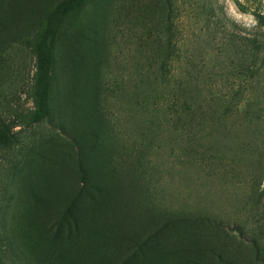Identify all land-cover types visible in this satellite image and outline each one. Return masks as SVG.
<instances>
[{"label":"rangeland","instance_id":"374dc122","mask_svg":"<svg viewBox=\"0 0 264 264\" xmlns=\"http://www.w3.org/2000/svg\"><path fill=\"white\" fill-rule=\"evenodd\" d=\"M64 1L0 0V264H264V0H87L33 122Z\"/></svg>","mask_w":264,"mask_h":264},{"label":"trees","instance_id":"16d2710c","mask_svg":"<svg viewBox=\"0 0 264 264\" xmlns=\"http://www.w3.org/2000/svg\"><path fill=\"white\" fill-rule=\"evenodd\" d=\"M86 1L87 0H66L60 3L50 15L47 29L38 42L33 92L34 109L30 114L31 121L33 122L40 121L47 115V87L50 77L52 48L57 37L58 26L64 16L78 11ZM67 219L68 218L63 219L61 228L63 230V226H67L68 230L65 232L63 230V233L71 236V222ZM61 236L63 237V235ZM23 262V264H32L26 257Z\"/></svg>","mask_w":264,"mask_h":264}]
</instances>
